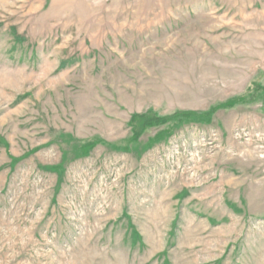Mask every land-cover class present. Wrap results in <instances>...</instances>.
<instances>
[{"label": "rangeland", "instance_id": "rangeland-1", "mask_svg": "<svg viewBox=\"0 0 264 264\" xmlns=\"http://www.w3.org/2000/svg\"><path fill=\"white\" fill-rule=\"evenodd\" d=\"M0 264H264V0H0Z\"/></svg>", "mask_w": 264, "mask_h": 264}, {"label": "trees", "instance_id": "trees-1", "mask_svg": "<svg viewBox=\"0 0 264 264\" xmlns=\"http://www.w3.org/2000/svg\"><path fill=\"white\" fill-rule=\"evenodd\" d=\"M179 115H183L185 118H188L192 115V112L185 111L179 113ZM167 120H168L167 117L159 116L157 114H133L129 120V124L131 125L133 130V138L134 139L138 138L146 127L152 125L164 124L166 123ZM162 133H167V131L166 130L160 131L159 133H157V135H155V138L156 139L161 138ZM83 149L85 150V147H83Z\"/></svg>", "mask_w": 264, "mask_h": 264}]
</instances>
